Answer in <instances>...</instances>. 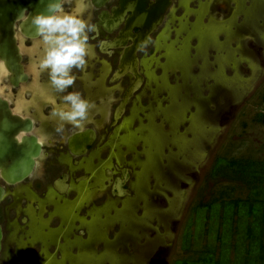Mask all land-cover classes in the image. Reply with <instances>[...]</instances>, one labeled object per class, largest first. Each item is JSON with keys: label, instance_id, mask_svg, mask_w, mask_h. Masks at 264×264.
<instances>
[{"label": "rangeland", "instance_id": "1", "mask_svg": "<svg viewBox=\"0 0 264 264\" xmlns=\"http://www.w3.org/2000/svg\"><path fill=\"white\" fill-rule=\"evenodd\" d=\"M63 8L95 19L89 0H66ZM19 44L31 80L59 98L40 67L42 38ZM88 45L86 66L72 75L93 105L83 126L97 137L77 167L67 155L66 168L72 178H90L42 205L35 241L28 230L8 228L0 264H176L196 260L207 245L222 251L220 218L203 206L244 198L247 190L213 176L212 167L219 157L264 159V0H176L153 45L140 51L144 84L115 126L112 110L131 76L111 86L116 54L99 53L98 39ZM114 164L131 167L127 196L110 194L112 177L103 169ZM233 223L228 256L241 263L234 254L244 229L237 216Z\"/></svg>", "mask_w": 264, "mask_h": 264}, {"label": "water", "instance_id": "2", "mask_svg": "<svg viewBox=\"0 0 264 264\" xmlns=\"http://www.w3.org/2000/svg\"><path fill=\"white\" fill-rule=\"evenodd\" d=\"M109 0H90L95 7H103ZM176 1V0H175ZM50 0H0V60L9 73V81L13 85L25 82L27 73L23 63L21 47L17 42L15 21L19 19L18 27L21 34L27 38H37L36 27L32 18L37 14H49L47 5ZM173 0H117L110 10L102 9L97 14L93 27L97 33L98 26L106 32L118 29L117 34L100 42L99 50L110 54L113 49L120 48L115 70L109 76V82L119 81L129 75L131 80L124 88L117 102L110 125L115 126L125 113L127 104L134 94L142 87L144 75L140 69L139 51L153 43L151 34L162 24L165 12ZM123 23V26L120 25ZM137 29V30H135ZM0 174L8 183L24 179L34 165V158L39 152V145L34 139L27 144H18L13 135L17 124L26 121L16 120L8 113L6 105L0 101ZM26 130V129H25ZM95 139V130L86 127L69 135L68 149L72 154H85L87 146ZM120 173L115 175L110 185V193L116 197L129 195L125 184L130 177L128 167L115 166ZM106 175L111 176V170L106 169ZM67 173L54 181V188L59 193L67 191ZM86 178V175L83 176ZM3 190L0 188V199ZM2 230L0 226V250Z\"/></svg>", "mask_w": 264, "mask_h": 264}, {"label": "flooded vegetation", "instance_id": "3", "mask_svg": "<svg viewBox=\"0 0 264 264\" xmlns=\"http://www.w3.org/2000/svg\"><path fill=\"white\" fill-rule=\"evenodd\" d=\"M65 1L66 0H63V6L65 4ZM89 3L92 6L93 10L96 11L95 19L92 21V25H93L94 22L97 20V14L99 13V11H101L102 9L110 10L112 5L117 4V0H109L101 8L93 6L90 0ZM174 5H175V0H173L170 8L165 12L164 20L166 19L169 10ZM18 23H19V19H17L14 24L18 44L20 40L31 43L41 38L40 36H38L37 38L24 37L20 32ZM162 24L158 27V29L154 33L151 34L153 43L155 41V36L159 32ZM122 26L123 23L120 25V27ZM97 29H98L97 33H95L94 30L90 32L89 39L92 41L98 39L97 51L99 53L104 54L110 58L114 57L116 54V64H115V68H116L118 56L121 49L115 48L112 50L110 54H107L99 50V45L102 40L110 39L114 37L117 34L118 29H115L112 32L104 31L101 26H98ZM153 43L151 45H153ZM22 55H23L22 61L24 63L25 71L28 77L25 82L18 83L17 85H13L10 83L9 73L6 67L3 65L2 60H0V101L3 102V105L4 104L6 105L8 113L11 116H13V118H15L16 120H22L24 122L26 121V123L16 125L15 127L16 132L13 135L14 139H16L18 141V144L21 145L27 144L30 140L34 139L35 143L39 145V152L37 156H35L34 158V165L32 171L24 179L15 183H8L2 178L0 174V188L3 190V194L0 199V226L2 230L0 259L2 256V251L7 243V239L9 236V234L7 233L8 228L12 227L14 229L16 228L20 230L22 229L21 231H19L20 233H22L23 231L25 232V230H28L27 234L29 235V237L31 236L30 241L32 242L33 237L40 236V234L35 235L36 233H40L36 229L38 226H36L35 228V225H38L41 220L38 214L42 211V205L47 204L49 201L51 202L50 200L51 195H54L55 197H62L66 195L67 192L73 188V185L75 183L77 185H81L82 181H87L90 178L89 173H85V172H81L79 173V175L72 178L70 171L68 170V168H66L67 155L72 157L71 164L77 167L78 165H80L81 159L92 149L97 137V131L93 126L76 127L73 126L72 124L61 122L58 117L53 115L54 108L64 107V104H62L61 102L62 101L61 96L62 94L64 95L65 93L63 92L61 95L59 94L60 96L59 98L52 97L50 86H48L47 84L44 85L41 82L32 81L31 72L28 71L24 62L25 60H24L23 52ZM138 55L141 62L140 51ZM140 69H141V65H140ZM108 79L107 81L108 83H110L111 86L117 82V81L109 82ZM76 83L77 82L74 83V86H77V90H80V93L83 97L84 96L83 85L82 83L79 84ZM123 90L120 93V97ZM1 116L2 114L0 113V118ZM111 119H112V114H111ZM61 123H64V127L61 131H57ZM86 127H91L95 130V139L90 145L87 146V151L85 154H79V155L72 154L68 149L67 139L69 135H71L76 131L82 130ZM28 146H30V143H28ZM115 166L128 167L130 169L129 174L131 177V172H132L131 167L122 164H114L111 168L110 167L104 168L103 169L104 176L112 177L113 179L115 175H119L120 173L115 169ZM106 169L111 170V176L106 175L105 173ZM63 173H67L68 175L66 180L68 187L65 193H59L54 188L53 184L55 179L62 177ZM84 175H86V178H83ZM125 187L129 191L127 183L125 184ZM56 206L57 205H53V208H55ZM24 227L27 229H24ZM79 232L83 233V230L80 229ZM15 240L17 239L15 238ZM33 240L35 241V238ZM11 244L15 246V241L11 240ZM54 244L55 246H59L57 242H55Z\"/></svg>", "mask_w": 264, "mask_h": 264}, {"label": "clouds", "instance_id": "4", "mask_svg": "<svg viewBox=\"0 0 264 264\" xmlns=\"http://www.w3.org/2000/svg\"><path fill=\"white\" fill-rule=\"evenodd\" d=\"M47 11L49 14H37L32 18L45 46L40 67L48 70L52 85L57 92L63 93L76 81L72 70L86 66L89 54L88 33L94 27L82 18L79 9L75 13L65 12L63 0H50ZM62 99L64 107L54 108L53 115L61 122L82 127L93 105L78 91L69 92ZM63 127L64 123H61L57 131H61Z\"/></svg>", "mask_w": 264, "mask_h": 264}, {"label": "trees", "instance_id": "5", "mask_svg": "<svg viewBox=\"0 0 264 264\" xmlns=\"http://www.w3.org/2000/svg\"><path fill=\"white\" fill-rule=\"evenodd\" d=\"M211 174L239 181L247 190L246 196L225 200L217 204L214 201L205 204L203 207H207L210 214L220 218L222 223L220 236L223 237V240H220H222L223 250L216 254L214 247L207 245V248L199 251L196 260H181L176 264L233 263L229 259L230 255L228 256L230 252L226 240L229 234H227V230L232 231L234 229V216L240 219L241 228L244 229V237H242V248H237V252L234 254L235 257L240 255L242 261L233 264H264V159L247 157L225 159L219 157L212 167ZM244 217L251 219L245 222ZM241 218H244V222L241 221ZM237 224L239 225V223ZM186 244L188 243L186 242Z\"/></svg>", "mask_w": 264, "mask_h": 264}]
</instances>
